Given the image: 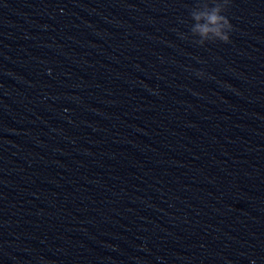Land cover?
Listing matches in <instances>:
<instances>
[{
	"label": "clouds",
	"instance_id": "obj_1",
	"mask_svg": "<svg viewBox=\"0 0 264 264\" xmlns=\"http://www.w3.org/2000/svg\"><path fill=\"white\" fill-rule=\"evenodd\" d=\"M230 0H196L190 11L192 25L191 35L194 43L203 46L206 42L220 41L230 43L233 25L223 13L227 10Z\"/></svg>",
	"mask_w": 264,
	"mask_h": 264
}]
</instances>
